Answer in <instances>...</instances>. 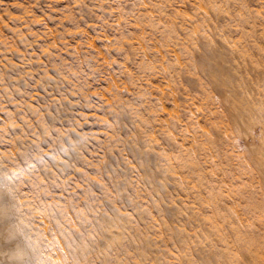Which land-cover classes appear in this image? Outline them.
Here are the masks:
<instances>
[{"label": "rangeland", "instance_id": "1", "mask_svg": "<svg viewBox=\"0 0 264 264\" xmlns=\"http://www.w3.org/2000/svg\"><path fill=\"white\" fill-rule=\"evenodd\" d=\"M200 1L208 6L0 0V160L22 176L13 185L31 225L20 226L40 245V260L74 264L62 259L60 223L85 248L81 264H264V0H216L235 12L211 17ZM213 55L241 68L239 87L231 71L222 75L246 99L216 91L222 72L202 70L205 59L219 60ZM236 99L243 109L234 110ZM30 146L35 170L21 171L16 162Z\"/></svg>", "mask_w": 264, "mask_h": 264}, {"label": "bare ground", "instance_id": "2", "mask_svg": "<svg viewBox=\"0 0 264 264\" xmlns=\"http://www.w3.org/2000/svg\"><path fill=\"white\" fill-rule=\"evenodd\" d=\"M223 1L225 2V1H228V0H222V2H223ZM236 1H237V2H235V3H239L240 1H241L240 4L243 3L242 0H240V1H239V0H236ZM238 1H239V2H238ZM201 2H202V1H200V3H201ZM206 2H207V4H208V6H205V7H209V9H210L209 11H211V12H210L211 14L209 13V14H210L209 17H211L212 14H213V15H215L216 13L220 14L221 12H222V13L224 12V14L227 13V14H225V15H228V14H231V15H232V14L235 12V11L232 12V11L230 10V6H228L229 4L227 5V6L229 7V8H228V7L225 6L224 4L222 5V2L219 3V5H218V4H217L218 1H216V0H206ZM231 2H232V0H231ZM233 2H234V0H233ZM202 3H204V2H202ZM202 3H201V5H202V7H204V5H203ZM235 3H234V5L236 6L237 4H235ZM244 3H245V2H244ZM246 5H247V4H246ZM238 6H241V5L238 4ZM202 7H201V8H202ZM205 7H204V8H205ZM226 7H227V8H226ZM231 7H233V5H232ZM242 7H243V6H242ZM201 8H200V9H201ZM204 8H203V9H204ZM248 8H249V9H248ZM203 9H201V10L203 11ZM243 9L245 10V13L248 14V18H249V15H253V13H254L253 9H250L249 6L243 8ZM240 10H242L241 7H240ZM240 10H239V11H240ZM244 10H243V11H244ZM206 11L208 12V10H207V9L205 10V14H207ZM219 12H220V13H219ZM237 12H238V11H237ZM218 14H217V16H218ZM224 14H222V15H224ZM222 15H221V17H223ZM229 16H230V15H229ZM234 16L236 17V20H237L238 18L240 19V22H239V20H238L237 22L241 23L242 20H243V24H244V22H245V20H246V19H245V17H246L245 14H243V13H238V14H235ZM234 16H233V17H234ZM255 16L258 17V15H254L253 17H255ZM204 17H205V18H204ZM204 17H203V18H204L206 21L211 20V18H209V17L207 18V19H209V20H207V19H206L207 16H204ZM215 17H216V16H214V18H215ZM237 17H238V18H237ZM251 17H252V16H251ZM251 17H250V18H251ZM218 18L220 19V17H218ZM218 18H215V20H217ZM212 19H213V17H212ZM252 19H253V18H252ZM254 19H256V18H254ZM213 20H214V19H213ZM215 20H214V21H215ZM249 20H250V19H249ZM214 21H213V22H214ZM247 21H248V20H247ZM213 22H211V23L209 22V25H210V24L212 25ZM250 22L253 24V22H255V21L252 20V21H249V22H247V23H250ZM218 24H219V23H218ZM218 24H217V25H218ZM241 24H242V23H241ZM243 24H242V25H243ZM252 24H251V25H252ZM238 25H239V24H238ZM242 25H239V26L242 27ZM246 25H247V24H245V25H243V26H246ZM253 25H255V24H253ZM249 26H250V24H248L247 27H249ZM216 27H217V26H216ZM216 27H215V28H216ZM218 27H219V28H218ZM218 27L216 28V30L222 28V27H220V26H218ZM252 27H253V29H254L255 26H250V28H248V30H250L251 32H252V30H251ZM210 29H211V28H210ZM213 29H214V28H213ZM239 29H242V28H239ZM244 29H246V27H245ZM211 30H212V29H211ZM211 30H210V31H211ZM214 30H215V29H214ZM216 30H215V31H216ZM248 30L246 29V31H244V30L242 29V31H244L243 33L247 32ZM255 30H256V29H255ZM218 31H219V30H218ZM218 31H217V32H218ZM242 31H240V34H241ZM253 31H254V30H253ZM212 32H213V31H212ZM221 32H223V28H222ZM168 33H169V32H168ZM218 33H220V31H219ZM218 33L213 32V34L215 35V36H213V38L215 37V40H216V34H218ZM223 33H224V32H223ZM243 33H242V34H243ZM254 33H255V31H254ZM256 33H257V32H256ZM169 34H170V33H169ZM224 34H225V33H224ZM224 34H220V35H221L222 37L225 38L226 34H225V35H224ZM242 34H241V35H242ZM245 34H246V33H245ZM247 34H248V33H247ZM252 34H253V33H252ZM252 34H250V35H252ZM218 35H219V34H218ZM254 35H255V34H254ZM211 36H212V35H211ZM252 36H253V35H252ZM255 36H256V35H255ZM209 37H210V35H209ZM242 37H245L244 34H243ZM246 37H248V36H246ZM217 38H218L217 41H218L219 39H222V40H223V38H219V37H217ZM227 38H228V37H227ZM250 38H251V36H250ZM253 38H254V37H253ZM208 39H209V38H208ZM254 39L257 40L258 37L254 38ZM222 40H221V41H222ZM224 40L226 41L227 39H224ZM224 40H223V42H224ZM204 41H206V40H204ZM204 41L202 40V42H204ZM210 41H211V40H210ZM217 41L215 42V44L218 43L220 40H219L218 42H217ZM221 41H220V42H221ZM229 41H230V39H229ZM229 41H228V42H229ZM207 42H208V41H206V43H207ZM228 42H227V43H228ZM225 43H226V42H225ZM225 43H223V44H225ZM204 44H205V43H204ZM204 44H202V45L205 46ZM210 44H211V43H210ZM210 44H209V45H210ZM215 44H214V46H213L211 49H209V51L212 52V53L214 52L213 49H214L215 51H217V50H216V48H217L216 46H217L218 44H217L216 46H215ZM229 44H231V43L229 42ZM258 44H261V43L258 42ZM258 44H255L254 46H258ZM199 45L202 46L201 43H200ZM212 45H213V41H212ZM220 45H221V47H223L222 44L219 43V46H220ZM232 45H233V44H232ZM232 45H228V46L231 48ZM203 46H202V47H203ZM219 46H218V47H219ZM224 46H226V47H224L225 49L228 48L227 44H225ZM259 46H260V45H259ZM202 47H200V49H201ZM205 47H206V46H205ZM209 47H211V46H209ZM209 47H208V48H209ZM214 47H216V48H214ZM234 47H235V45H234ZM261 47H262V45H261ZM203 48H204V47H203ZM208 48H207V49H208ZM219 48H220V47H219ZM238 48H239V47H238ZM257 48H258V47H257ZM259 48H260V47H259ZM207 49H206V51L209 52ZM217 49H218V48H217ZM220 49H221V48H220ZM225 49L222 48V51L225 50ZM236 49H237V47H236ZM240 49H241V48H240ZM254 49H255V51L257 50L256 47H255ZM202 50H203V49H201V52H202ZM227 50H228V49H227ZM229 50H230V49H229ZM229 50L227 51V53H229V54H230L232 51H235V49H233V47H232V51L229 52ZM244 50H245V49H244ZM244 50L242 49V51H244ZM258 50H259V49H258ZM262 50H263V49H262ZM219 51L222 52L221 50H219ZM225 51H226V50H225ZM237 51H238V54H239V49H238ZM242 51H241V52H242ZM207 52H206V53H207ZM259 52H261V50H259ZM218 53H219V52H218ZM218 53H217V54H218ZM224 53L227 54L226 52H224ZM224 53L222 52L221 55H220V56L218 55V56L221 57V56H223ZM245 53H247V52L245 51ZM215 54H216V52H215ZM225 54H224V56H225ZM229 54H228V56H229ZM235 54H236V51H235ZM208 55H209V53H208ZM236 55H237V54H236ZM242 55H244V53H242ZM202 56H203V58H205V57H204L205 55H202ZM206 56H207V55H206ZM213 56H214V55H213ZM215 56H216V55H215ZM215 56H214V57H215ZM228 56H226V58H227ZM200 57H201V56H200ZM208 57H210V56H208ZM214 57H212V58H214ZM216 57H217V56H216ZM230 57H231V54H230L229 58H230ZM217 58H218V57H217ZM222 58H223V57H222ZM222 58H221V59L218 58L219 60H215V58H214V60H215L216 62H214V61H210V60H207L208 58L205 59V60H207V61H205V60L203 59L204 61H202V62H203V64H204V67L202 66L203 64H200V66L197 65V66H198L197 68L199 69V67L201 68V66H202V68H203L202 70L204 71V68L207 66V69H209V70H211V71H213V70H214V71H220V72L217 73V75L220 74V73L222 72L221 75H218V76H222V77H223L222 74L227 73V72H229V71L232 72V70H233L232 68H233V67L230 68V67H228V65L226 64V63L229 61V58H227L228 60H227L226 58H225L226 60H222ZM201 59H202V58H201ZM201 59H200V60H201ZM223 59H224V58H223ZM231 59H232V57H231ZM231 59H230V61H233V60H234V59H233V60H231ZM200 60H199V62H200ZM221 60H222V61H221ZM217 61H218V62H217ZM226 61H227V62H226ZM199 62H198L197 64H199ZM205 62H207V64H209V65H205ZM234 62L236 63V61H234ZM234 62H233V63H234ZM200 63H201V62H200ZM233 63H232V64H233ZM235 63H234V64H235ZM234 64H233V66H234ZM209 66H210V67H209ZM236 66H238V63H237ZM237 68H238V67H237ZM239 68H240V67H239ZM239 68H238L237 70H239ZM230 69H231V70H230ZM240 69H241V68H240ZM202 70H199V71L202 73ZM235 70H236V69H235ZM237 70H236V71H237ZM244 70H245V69H244ZM214 71H213V72H214ZM233 71H234V70H233ZM236 71H235V72H232L233 74H232L231 72H230V73L234 76V75H236V74H234V73H236ZM247 71H248V70H247ZM247 71L245 70L244 72H247ZM205 72H206V71H205ZM205 72H203L202 75L205 74ZM207 72H209V71H207ZM239 72H240V70H239ZM241 72H242V71H241ZM244 72H243V74H244ZM211 73H212V72H211ZM215 73H216V72H215ZM230 73H228V75H231ZM237 73H238V72H237ZM206 74H207V73H206ZM243 74L241 73V75H243ZM246 74L249 75V73H246ZM246 74H244V75H246ZM215 75H216V74H215ZM215 75H214V77H215ZM232 75H231V77H232ZM244 75H243V76H244ZM205 76H206V77L208 76L207 79H210V78H209V77H210V74L205 75ZM225 76H227V74H225L224 77H225ZM243 76H242V77H243ZM211 77H213V76H211ZM222 77H221V78H222ZM224 77H223V79H224V83H221V80H222V82H223V79L217 77V78H218V81L220 80L219 82H220L221 84L218 83V86H220L219 89L217 88L218 86H217V87L215 86V87L217 88L216 91L218 90V92H220V90H221L222 92H220L219 94L221 95V93L224 92L225 95H226L229 99H231V100H232V99H235V97H236L237 99H238L239 97L242 98V96H244V92H242V90H243L244 88H243V89L237 88V87L240 86V83H239V81H238V80H240V79H238V77H239L238 74H237V76H236L238 80L235 78V76L233 77V79L235 78V79L238 81V83H239V85L237 84V87H236L235 83H237V82H234L235 80L233 81V83H234L233 85H234V87H236V88H232L233 86L228 87V86L232 85V79H231V81H229L231 84H229L227 81L230 79V77H229V78H228V77H225L227 81H225V78H224ZM240 77H241V76H240ZM249 77H250V76H249ZM249 77H248V78H249ZM227 78H228V79H227ZM250 78H251V77H250ZM213 79H216V77L213 78ZM213 79H212V80H213ZM241 80H242V79H241ZM208 81H211V80H208ZM243 81H244V80H243ZM243 81H242V82H243ZM212 82L214 83V81H212ZM212 82H211V83H212ZM215 82H217V81H215ZM226 82H227L228 84H227ZM242 82H241V83H242ZM215 84H217V83H215ZM245 84H246V83H245V81H244V85H243V84H242V85H243V86H247V84H246V85H245ZM249 84H250V83H249ZM249 84H248V86H249ZM210 85L214 87V84H213V85L210 84ZM251 86H253L252 83H251ZM249 88H251V87H249ZM214 89H215V88H214ZM236 89H239L241 92L238 91V90H236ZM249 90H250V89H249ZM254 90L256 91V89H254ZM243 91H244V90H243ZM245 91H246V90H245ZM251 91H252V90H251ZM247 92H248V90L246 91V94H247ZM256 92H257V91H256ZM252 94H253V92H252ZM225 95H223V96H225ZM241 95H242V96H241ZM255 95H256V93L254 94V96H255ZM223 96H222V98H223ZM246 96H247V95H246ZM252 96H253V95H251V92H250V96H249L250 99L252 98ZM254 96H253L252 100H255V98H257V99L259 98V97H256V96H255V98H254ZM227 97H224V99L226 98V101H227ZM249 97H248V98H249ZM243 98L246 99L245 96H244ZM229 99H228V100H229ZM237 99L235 100V102H233V104H234L233 107H234V110H235V111L238 110V109H239V110L243 109L242 107H240V106H242V105H237V104H235V103H237V102L239 103V100L237 101ZM257 99L255 100L256 102H258ZM231 100H230V101H231ZM247 100H248V99H247ZM247 100H246V101H247ZM252 100H251V103L253 102ZM241 102H242V100H241ZM249 102H250V101H249ZM226 103H229V102H226ZM230 103H232V102H230ZM245 103H246V102H245ZM253 104H256V103H252V106H253ZM257 105H258V104H257ZM225 106H226V108L228 107L226 104H225ZM229 106H230V105H229ZM255 106H256V105H255ZM255 106H254V109H255ZM262 106H263V105H262ZM262 106H261V107H262ZM231 107H232V105H231ZM233 107H232V110H233ZM257 107H258V106H257ZM257 107H256V108H257ZM259 107H260V105H259ZM259 107H258V108H259ZM261 107H260V109H261ZM258 108H257V109H258ZM227 109H228V108H227ZM245 109H246V108H245ZM260 109H259L258 113L260 112ZM229 110H230V109H229ZM229 110H228V111H229ZM255 110H256V109H255ZM255 110H254V111H255ZM231 112H233V111H231ZM237 112H241V111H237ZM242 112H243V110H242ZM262 112H264V111H262ZM262 112H260V114H261ZM229 113H230V112H229ZM234 113H235V112H234ZM252 113H253V112H252ZM236 114H237V113H236ZM233 115H234V114H233ZM247 115H248V114H247ZM237 116H238V115H237ZM248 116H249V115H248ZM254 116H255V115H254ZM254 116H253V118H254ZM258 116H260V115H258ZM263 116H264V115H262V117H263ZM260 118H261V117H259V119H258L259 122H260ZM232 119H233V117L231 118V120H232ZM244 119H245V118H244ZM262 120H263V119H262ZM256 121H257V120H256ZM263 122H264V120H263ZM237 123H238V122H236V124H237ZM261 123H262V121H261ZM234 124H235V123H234ZM241 124H242V123L240 122V125H241ZM261 125H262V124H260V126H261ZM236 126H237V125H236ZM236 126H234V127L236 128ZM242 126H243V125H242ZM248 126H249V125H248ZM262 126H263V125H262ZM262 126H261V127H262ZM244 127L246 128V125H245ZM244 127H243L241 130L244 129V131H245V128H244ZM236 130H239V128L236 129ZM249 131H250V130H249ZM249 131H248V132H249ZM252 133H253V132H252ZM249 134H250V133H248V136H246V135H245V136H246V137H252V136H253V134H252V136H250ZM240 137H241V136H240ZM246 137H245V138H246ZM255 138H256V137H255ZM255 138H254V136H253L252 140L255 141V140H256ZM261 141H262V139H261ZM261 141H260V142H261ZM247 142H248V141H247ZM252 142H253V141H252ZM263 142H264V141H263ZM254 144H255V142H254ZM256 145H257V144H256ZM248 146H249V145H248ZM251 146H253V145H251ZM255 147H257V146H255ZM249 148H250V147H249ZM253 148H254V147H253ZM253 148H252L251 152H250V149H248L250 154L253 152ZM260 148H261V147H260ZM255 149H256V148H255ZM258 149H259V148H258ZM257 151H258V150H257ZM259 151H260V149H259ZM262 152H263V151H262ZM262 152H261V154H262ZM254 153H256L255 150H254V152H253V154H252V158H253V155H258V154H254ZM258 153H260V152H258ZM263 153H264V152H263ZM20 154H22V153H20ZM259 155H260V154H259ZM257 157H258V156H257ZM257 157H254V160H255ZM260 157H261V155H260ZM258 158H259V157H258ZM258 158H257V159H258ZM257 159H256L255 161L261 160V158L258 159V160H257ZM259 162H260V161H259ZM262 162H264L263 159H262ZM262 162H261V163H262ZM255 163H256V162H255ZM256 164H257V163H256ZM256 164H255V165H256ZM262 165H263V164H262ZM259 166H260V165H259ZM260 167H261V166H260ZM260 167H259V168H260ZM259 168H258V169H259ZM263 169H264V167H262V170H263ZM259 170H261V169H259ZM262 170H261V171H262ZM261 174H262V173H261ZM263 175H264V174H262V176H263ZM5 177H7V173H5ZM159 181H160V180H159ZM7 182H8L9 184H13L14 181H13L11 178H8V179H7ZM160 183L162 184V182H160ZM161 186H162V185H161ZM18 201H19V200H18ZM18 201H17V199H16V203H17V204L20 203V205H21V204H22V203L20 202L21 200H20L19 202H18ZM20 205H19V206H20ZM21 206H22V205H21ZM21 206H20V207H21ZM20 207H19V208H20ZM22 208H23V206H22ZM173 209H175V207H174ZM22 211H23V210H22ZM22 211L19 210V211L17 212L18 219L15 221V224H16L17 243H18L19 245H21V246L26 250V252H27V254H28V256H29L30 264H48V262H44L43 260H40V259L42 258V256H43V254H42V250H41L40 245H38L37 242L34 243L35 237H34V240L32 241L31 237L28 236L29 234H28V235L25 234V231H24L25 228H24V230H21V229L23 228V227L21 228V226H20V223H22V221H23V220L21 219V217H20V213H22ZM23 212H24V211H23ZM25 214H26V213H25ZM25 214H24V215H25ZM21 216L23 217V214H21ZM25 216H26V218H27V215H25ZM23 218H24V217H23ZM24 220H27V219L24 218ZM28 221H29V219H28ZM23 222H24V223H22V224H23L24 226H26V225H31L30 222H29V224H28V223H25V221H23ZM55 223H56V222H55ZM57 223H58V222H57ZM25 224H26V225H25ZM19 226H20V227H19ZM56 226L58 227L57 229H59V231L61 232V235H62V237H61V241L64 242V244H63L64 252H63V255H62L64 258H62V259L66 260V261H67L68 259H69V260L71 259L72 262H73L74 264H81L80 262H82L83 260H86V258H84V257H85V248L80 247V244L72 243L73 240H72V239H69V238L66 237V235H65V234H66L65 231H63V230H65V229L62 228V226H61L60 223H58V225H56ZM30 228H31V226H30V227L28 226V228L26 227V229H30ZM62 229H63V230H62ZM30 230H32V228H31ZM30 230H29V231H30ZM29 231H28V233H29ZM33 231H34V230H33ZM35 232H36V231L32 232L33 234L31 233L30 235H33V236H34ZM62 232H63V233H62ZM64 233H65V234H64ZM237 233H238V232H237ZM36 234H37V232H36ZM59 234H60V233H59ZM119 235H121V231H117V233L111 232V233L107 234L106 236H104V237H105V241L107 242V240H108V242H111L112 239L117 240V238L119 237ZM38 236H41V235L39 234ZM240 236H241L240 233H238V234L235 235V241H236L237 245L240 244V241H241V237H240ZM37 238H38V237H37ZM70 238H71V237H70ZM41 239H42V237H41ZM70 240H71V241H70ZM103 240H104V238H103ZM103 240L101 239V241H102L101 243H103ZM110 240H111V241H110ZM36 241H37V240H36ZM38 241H40V239H39ZM41 242H43V241L41 240ZM73 242H74V241H73ZM108 242H107V243H108ZM111 243H112V242H111ZM39 248H40V249H39ZM40 250H41V251H40ZM8 251H9V249L5 246V242H0V264H21L20 261L15 260L11 255H5V254H4L5 252H8ZM39 254H40V256H39ZM204 254H205L206 256H203V257H204V258L206 257V259L208 258V257H207L208 255H211V254H208V255H207L206 253H204ZM204 254H203V255H204ZM214 255H215V254H213V256H214ZM45 256H47V255H45ZM100 256H101V255H100ZM101 257L104 258L103 256H101ZM211 257H212V255H211ZM43 258H45V257H43ZM46 258H47V257H46ZM209 258H210V257H209ZM215 258H216V257H215ZM218 258H219V257H218ZM69 260H68V261H69ZM71 260H70V261H71ZM216 260H219V259H216ZM48 261H49V260H48ZM101 261H103V260H100V262H101ZM228 261H229V260H228ZM54 262H56V260H54ZM105 262H106V261H105ZM50 263H51V262H50ZM224 263H226V262H224ZM53 264H54V263H53ZM102 264H103V263H102ZM222 264H223V263H222ZM229 264H233V263L231 262V260H230Z\"/></svg>", "mask_w": 264, "mask_h": 264}, {"label": "snow or ice", "instance_id": "3", "mask_svg": "<svg viewBox=\"0 0 264 264\" xmlns=\"http://www.w3.org/2000/svg\"><path fill=\"white\" fill-rule=\"evenodd\" d=\"M33 153L39 155L36 146H30L27 151L22 152L21 158L16 162L23 166L21 171L35 170V165L30 163V160H36V155ZM39 159L42 161L44 157L40 156ZM8 167L7 161L0 160V242H5V246L9 249L4 253L5 255H11L21 264H30L26 250L17 243L15 221L18 219L17 212L19 211V206L16 203L17 196L20 194L19 188L18 185L7 182L8 178L22 181V176L20 172L8 173ZM5 173H7V177H5Z\"/></svg>", "mask_w": 264, "mask_h": 264}]
</instances>
